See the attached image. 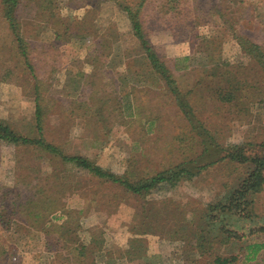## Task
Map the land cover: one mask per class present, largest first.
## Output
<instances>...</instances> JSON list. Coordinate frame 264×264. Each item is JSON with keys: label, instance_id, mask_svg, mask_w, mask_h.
Instances as JSON below:
<instances>
[{"label": "rangeland", "instance_id": "374dc122", "mask_svg": "<svg viewBox=\"0 0 264 264\" xmlns=\"http://www.w3.org/2000/svg\"><path fill=\"white\" fill-rule=\"evenodd\" d=\"M9 4L0 0L1 122L37 139V94L43 138L63 154L135 186L195 174L131 192L37 145L0 141V264H242L247 244L264 243V167L247 216L229 210L264 159V71L238 43L264 52V0ZM124 7L138 10L187 116ZM245 264H264V247Z\"/></svg>", "mask_w": 264, "mask_h": 264}, {"label": "trees", "instance_id": "16d2710c", "mask_svg": "<svg viewBox=\"0 0 264 264\" xmlns=\"http://www.w3.org/2000/svg\"><path fill=\"white\" fill-rule=\"evenodd\" d=\"M4 1L6 3H10L8 5L9 8H11L13 3L16 2V0H4ZM124 10L126 11L128 17L130 18V22L134 30V34L140 41L141 47L146 57L150 61L151 66L164 79L165 85L167 89L170 91V93L173 94L174 100L177 103L178 108L181 111H183L185 115L187 116L190 113H188V111H185L186 103H183L181 101L183 99H181L180 97V92L177 89L175 81L171 78L167 68L159 60L151 43L148 41V39L145 38L143 34L140 17L138 16V10L133 11L132 9L128 7H124ZM7 16L9 18L11 31L16 36V41H17L19 52L23 56L27 68L32 72V67L30 63L27 61V53L21 41L22 39L20 35L18 34L17 26L14 24L13 19L10 18L11 16L8 13H7ZM238 43L240 44L244 52H247L251 54V56H253V58L258 62V64L262 67L264 71V52L262 51V49L258 45L247 43L243 37L238 38ZM247 45H250V46L247 47ZM35 100H36V105H35L34 114H35V119H36V128L39 133L38 138L29 139L25 136L17 135L5 123L0 121V141H3L8 144L37 145L39 146V148L43 150H47L53 153L54 155L58 156L62 161L77 164L85 168L86 170H88L90 173H92L93 175L97 177L106 178L113 182L120 183L127 190L131 192H140L142 189L147 190L152 185L157 184L162 181L169 180V182H172L173 180L180 179V177L183 178V176H186V178H188L195 174V173L190 172L189 170L180 168L178 171H175V173H172V175H170L169 177L158 174L156 176L151 177L149 179V183L144 184L143 186H135L134 184L129 183L128 181L123 179L122 177L117 176L114 173L105 171L104 169L95 165L93 162H91L90 160L86 158H83L78 155H65L55 145L46 142L45 139L43 138L42 127L40 124L41 108H40L39 103H37V100H38L37 94H36ZM241 158L246 159L244 156H241ZM252 163L254 166L252 172L249 174L247 178L244 179L241 189L233 193V198L229 203V210L231 211L233 218L237 221L247 216V210L249 209L250 204L246 197L249 193L256 191L257 186L260 184L261 170L264 167V159L254 158L252 160ZM230 225L234 226L235 229L227 230L229 233V236L237 237V230H239L238 227H236L237 225L233 223H230ZM227 227H228V224H227ZM259 229L261 231H264V225H262ZM263 247H264V243L254 242V243L247 244L245 247L247 253H245L243 256L244 261L242 264H245L246 262L256 259L258 252ZM235 261H236L235 257L222 258V257H219L218 255L217 256L215 255L213 257V262H211L210 264H230L231 262H235Z\"/></svg>", "mask_w": 264, "mask_h": 264}]
</instances>
